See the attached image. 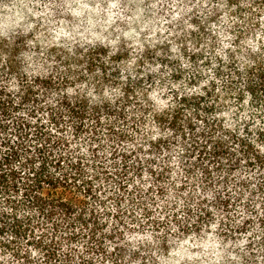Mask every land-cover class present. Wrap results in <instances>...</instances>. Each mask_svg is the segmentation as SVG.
Returning a JSON list of instances; mask_svg holds the SVG:
<instances>
[{"label": "trees", "instance_id": "obj_1", "mask_svg": "<svg viewBox=\"0 0 264 264\" xmlns=\"http://www.w3.org/2000/svg\"><path fill=\"white\" fill-rule=\"evenodd\" d=\"M210 230L264 264V0H0V264Z\"/></svg>", "mask_w": 264, "mask_h": 264}, {"label": "rangeland", "instance_id": "obj_2", "mask_svg": "<svg viewBox=\"0 0 264 264\" xmlns=\"http://www.w3.org/2000/svg\"><path fill=\"white\" fill-rule=\"evenodd\" d=\"M40 32V33H39ZM45 34L42 28L37 32V36ZM213 230L207 233L195 234L190 233L181 238L170 240L169 251L160 254L161 264H220L231 261H250L246 258L241 250V246L245 244L241 239L240 242L232 244H222L218 236L212 234ZM242 236L248 237L249 234ZM241 236V237H242ZM248 264V263H244Z\"/></svg>", "mask_w": 264, "mask_h": 264}]
</instances>
